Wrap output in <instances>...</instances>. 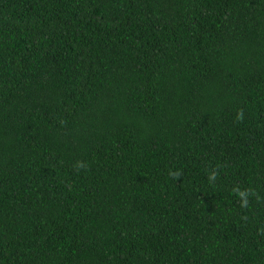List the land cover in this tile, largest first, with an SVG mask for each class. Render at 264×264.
<instances>
[{"label":"trees","instance_id":"trees-1","mask_svg":"<svg viewBox=\"0 0 264 264\" xmlns=\"http://www.w3.org/2000/svg\"><path fill=\"white\" fill-rule=\"evenodd\" d=\"M0 264H264V0H0Z\"/></svg>","mask_w":264,"mask_h":264}]
</instances>
